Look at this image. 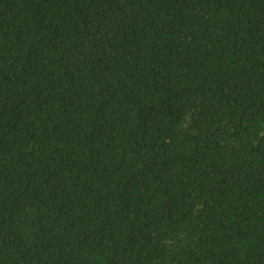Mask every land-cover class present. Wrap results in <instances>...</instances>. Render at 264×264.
<instances>
[{"label": "trees", "instance_id": "obj_1", "mask_svg": "<svg viewBox=\"0 0 264 264\" xmlns=\"http://www.w3.org/2000/svg\"><path fill=\"white\" fill-rule=\"evenodd\" d=\"M0 264H264V0H0Z\"/></svg>", "mask_w": 264, "mask_h": 264}]
</instances>
